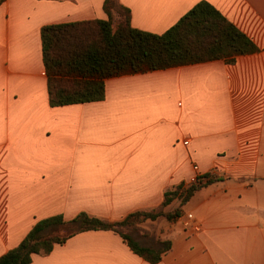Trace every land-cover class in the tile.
Returning a JSON list of instances; mask_svg holds the SVG:
<instances>
[{"label": "crops", "instance_id": "crops-1", "mask_svg": "<svg viewBox=\"0 0 264 264\" xmlns=\"http://www.w3.org/2000/svg\"><path fill=\"white\" fill-rule=\"evenodd\" d=\"M103 1L0 0V255L44 217L154 208L197 165L212 181L164 224L158 262L86 230L29 264H264V0H118L131 26L158 34L206 1L256 50L111 76L101 100L50 106L41 26L106 19Z\"/></svg>", "mask_w": 264, "mask_h": 264}, {"label": "trees", "instance_id": "trees-1", "mask_svg": "<svg viewBox=\"0 0 264 264\" xmlns=\"http://www.w3.org/2000/svg\"><path fill=\"white\" fill-rule=\"evenodd\" d=\"M106 19L49 23L41 26L42 61L50 106L101 100L104 80L125 73L145 72L177 65L223 59L228 63L239 54L256 50L254 43L216 8L199 1L162 33L131 26L129 9L118 0H104ZM123 14L113 27L111 11ZM180 183L164 191L161 203L137 210L120 221H105L85 212L65 220L61 214L33 223L20 242L0 255V264H29L35 253H48L55 244L86 230H113L128 247L150 263L158 262L170 247L168 240L155 246L140 245L128 231L145 220L164 218L174 222L181 207L201 186L211 182ZM177 207L166 210L173 200ZM126 228L128 231H121Z\"/></svg>", "mask_w": 264, "mask_h": 264}, {"label": "rangeland", "instance_id": "rangeland-1", "mask_svg": "<svg viewBox=\"0 0 264 264\" xmlns=\"http://www.w3.org/2000/svg\"><path fill=\"white\" fill-rule=\"evenodd\" d=\"M111 14H112L111 23L112 26L114 27L118 23V21L122 19L123 14L121 15L117 13L115 10H112ZM166 222L168 221L165 220L164 218H159L156 220H145L142 223L138 224V226H136L135 228L131 229V231H128V229L126 228H120V230L124 232L128 231L133 238H135L134 236L142 237L141 241L147 242L149 243V245L155 246L156 244H158L159 241V238L157 236L160 234V231L162 230ZM176 224L181 225L180 222Z\"/></svg>", "mask_w": 264, "mask_h": 264}, {"label": "built area", "instance_id": "built-area-1", "mask_svg": "<svg viewBox=\"0 0 264 264\" xmlns=\"http://www.w3.org/2000/svg\"><path fill=\"white\" fill-rule=\"evenodd\" d=\"M183 143H187V140H184ZM192 169H193L194 173L188 179V183L189 184L197 183L198 181H203V180H205L207 178L206 174H201L200 175L198 173V166L197 165H193ZM183 224L185 226H188L189 222L188 221H184Z\"/></svg>", "mask_w": 264, "mask_h": 264}]
</instances>
